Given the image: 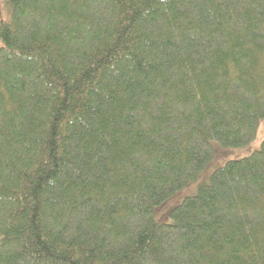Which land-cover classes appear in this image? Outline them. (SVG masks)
Masks as SVG:
<instances>
[{
  "label": "trees",
  "instance_id": "16d2710c",
  "mask_svg": "<svg viewBox=\"0 0 264 264\" xmlns=\"http://www.w3.org/2000/svg\"><path fill=\"white\" fill-rule=\"evenodd\" d=\"M5 1L0 264H264V0Z\"/></svg>",
  "mask_w": 264,
  "mask_h": 264
},
{
  "label": "rangeland",
  "instance_id": "374dc122",
  "mask_svg": "<svg viewBox=\"0 0 264 264\" xmlns=\"http://www.w3.org/2000/svg\"><path fill=\"white\" fill-rule=\"evenodd\" d=\"M11 17L10 6L5 0H0V19L9 21ZM1 44V43H0ZM264 140V118L260 120L255 138L248 144L241 147H223L212 141V157L209 163L199 173L197 178L187 184L184 188L177 191L168 198L165 205L168 207L167 213L185 197L196 194L200 184L209 180L210 174L219 166H222L228 160H237L244 158L254 151L258 150ZM166 210V208H163ZM168 220V214L164 219Z\"/></svg>",
  "mask_w": 264,
  "mask_h": 264
}]
</instances>
